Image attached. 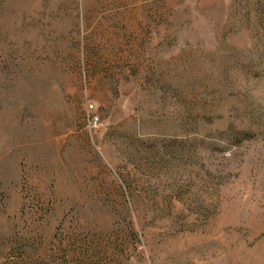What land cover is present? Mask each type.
I'll list each match as a JSON object with an SVG mask.
<instances>
[{"label": "rangeland", "instance_id": "obj_1", "mask_svg": "<svg viewBox=\"0 0 264 264\" xmlns=\"http://www.w3.org/2000/svg\"><path fill=\"white\" fill-rule=\"evenodd\" d=\"M94 250L264 264V0H0V264Z\"/></svg>", "mask_w": 264, "mask_h": 264}, {"label": "trees", "instance_id": "obj_2", "mask_svg": "<svg viewBox=\"0 0 264 264\" xmlns=\"http://www.w3.org/2000/svg\"><path fill=\"white\" fill-rule=\"evenodd\" d=\"M243 133V134H242ZM242 135L240 134L239 137L241 140L251 139L254 138L255 134L248 132V131H242ZM81 243L86 241L87 238H79L78 239ZM82 250V249H81ZM27 249H24L23 253H25ZM106 255L103 253L102 250H94V257L92 256V259H83V258H76L75 261H63L61 264H118L115 263L114 259L113 261H109V257L106 259ZM22 258H24V254H22ZM41 264L40 261H8L7 263H1V264Z\"/></svg>", "mask_w": 264, "mask_h": 264}]
</instances>
